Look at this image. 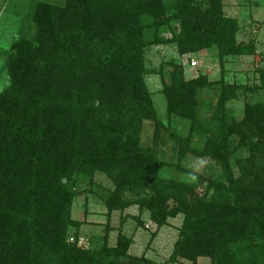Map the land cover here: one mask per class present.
I'll return each mask as SVG.
<instances>
[{"label":"trees","instance_id":"obj_1","mask_svg":"<svg viewBox=\"0 0 264 264\" xmlns=\"http://www.w3.org/2000/svg\"><path fill=\"white\" fill-rule=\"evenodd\" d=\"M224 1L30 5L27 28L9 50L10 83L0 92V264H197L203 257L211 264H264V101L247 102L242 119L229 107L248 92H264V69L251 87L223 75L187 79L174 60L158 70L146 61L150 48L164 46L180 56L216 48L221 63L255 55L253 42H238V22L226 16ZM147 75L162 79L167 123ZM204 92L216 102L204 106ZM145 122L155 127L151 148L141 144ZM159 140L170 144L176 163L162 157ZM190 156L211 160L219 173L198 182L161 178L163 166L185 172ZM97 175L112 188L97 183ZM91 190L107 222L100 245L86 248L79 240L88 222L73 218V205ZM131 207L139 214L124 216ZM144 211L156 227L148 247L171 219L183 217L168 262L130 254L134 236L123 228L129 218L144 227ZM116 212L118 235L110 245Z\"/></svg>","mask_w":264,"mask_h":264},{"label":"rangeland","instance_id":"obj_2","mask_svg":"<svg viewBox=\"0 0 264 264\" xmlns=\"http://www.w3.org/2000/svg\"><path fill=\"white\" fill-rule=\"evenodd\" d=\"M39 1L48 3H63L64 0H0V92L10 83L7 73V60L11 45L20 39L22 28L26 27V15L30 10L31 4H36ZM224 12L227 17L237 20L239 25L238 42L249 44L251 42L256 46L257 53L253 56H237L226 57L221 63L218 58L216 48L202 51L197 54L180 56L175 46L153 47L147 51L146 61L149 67L156 68L166 62L174 60L181 63L186 69L187 79H192L200 74L207 75L210 80L219 81L224 77L228 83H236L249 85L251 87L259 86L258 71L264 69V0H225ZM195 60L198 62L197 68H190V63ZM146 82L148 88L153 94L155 107L159 117L165 123L168 122L166 112V99L162 93L163 83L160 75H147ZM264 101V92L255 93L248 92L246 97H241L236 101H231L229 107L234 112L237 119H242L244 115V107L247 102ZM216 102L213 95L204 92L202 94V103L207 107L208 103ZM207 111L203 109V114ZM209 113H207L208 115ZM175 123V122H174ZM155 127L152 122H145L142 132V146L151 148L154 146ZM161 136L165 139L167 132L164 130ZM158 145L161 149V154L166 161L173 163L177 161L173 157V150L170 144L166 145L159 140ZM185 172L176 169L175 165L163 166L160 176L164 180H177L185 182H198V176H210L211 174L219 173V169L215 163L209 159H200L190 156L183 163ZM97 183L99 182L104 188H112V184L102 175L96 176ZM88 188V187H87ZM98 192L99 189L96 188ZM205 185H201L197 192L203 194ZM91 191H86L76 198L73 205V218L76 220H94V217H89L90 214L98 215L95 219L104 218L106 210L101 204V200L92 196ZM137 214L138 208L131 207L124 212L125 215ZM101 214V215H100ZM120 213L113 214L112 224L117 228L119 226ZM90 219V220H89ZM100 220V219H99ZM183 217L178 216L176 219H171L169 225L161 228L152 244L148 247V242L151 234L156 232V227L148 224L144 229H140L135 235L136 222L130 218L125 226V232L130 235H135L134 245L131 248V253L140 258L145 255L146 258L157 263L168 262L173 251V245L178 236V230L182 224ZM103 224L105 219L101 221ZM102 224V225H103ZM101 226L87 223L81 230V237L84 242L81 245L86 248H94L100 245V236L103 233ZM117 230L111 235L110 241L112 244L117 240ZM73 241V240H71ZM80 244V243H79ZM93 245V247H92ZM129 264V261H127ZM136 264V263H134ZM169 264H192L189 261L179 259L176 263ZM197 264H211L208 258H199Z\"/></svg>","mask_w":264,"mask_h":264},{"label":"crops","instance_id":"obj_3","mask_svg":"<svg viewBox=\"0 0 264 264\" xmlns=\"http://www.w3.org/2000/svg\"><path fill=\"white\" fill-rule=\"evenodd\" d=\"M114 214V213H113ZM113 214H112V216H111V220H110V225H111V227H113L114 228V230L110 233V239H111V235L113 234V232L115 231V226H113V224H112V220H113ZM139 214V210H138V213L137 214H130L131 216H137ZM101 215V214H100ZM104 218H101L100 216H99V219H95L96 217H98V215L96 216V215H93V214H90L89 215V217H91V218H93L94 217V220L93 219H89L90 221H87L89 224H92V225H95V224H97V226H101L102 227V229H104L105 228V224H106V222H107V218H106V212L104 213ZM120 217H121V215H120ZM102 219H105V222H104V224L101 222L102 221ZM130 219V218H129ZM128 219V220H129ZM128 220L126 221V223H125V226H126V224H127V222H128ZM141 220L143 221V223H144V227H137V226H135V235H137V233H138V231L140 230V229H144L145 227H147V225L149 224V223H151V221H150V214H149V212L148 211H144L143 213H142V217H141ZM119 221H120V219H119ZM146 223H148V224H146ZM103 224V225H102ZM137 225V224H136ZM151 225H153L152 223H151ZM125 226H124V228H123V233L126 235V236H128V234L125 232ZM133 234V236H134V239H135V235ZM117 235H118V232H117ZM130 236H132V235H130ZM129 237V236H128ZM83 242H84V240H83V238L81 237L80 238V240H79V245L81 246L82 244H83ZM115 243H116V241H115ZM115 243L114 244H112V242L110 241V245H115ZM133 245H134V243H133ZM132 245V246H133ZM132 246H131V248H132ZM82 247V246H81ZM131 248H130V254L131 255H133L132 253H131ZM133 256H135V255H133ZM136 257V256H135Z\"/></svg>","mask_w":264,"mask_h":264},{"label":"built area","instance_id":"obj_4","mask_svg":"<svg viewBox=\"0 0 264 264\" xmlns=\"http://www.w3.org/2000/svg\"><path fill=\"white\" fill-rule=\"evenodd\" d=\"M198 67V62L193 60L191 63H190V68H197Z\"/></svg>","mask_w":264,"mask_h":264}]
</instances>
